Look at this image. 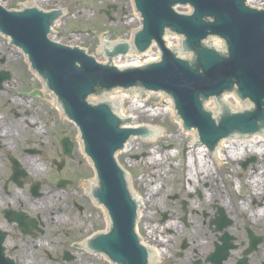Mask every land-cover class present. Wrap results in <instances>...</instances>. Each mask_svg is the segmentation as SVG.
<instances>
[{
	"label": "flooded vegetation",
	"instance_id": "flooded-vegetation-1",
	"mask_svg": "<svg viewBox=\"0 0 264 264\" xmlns=\"http://www.w3.org/2000/svg\"><path fill=\"white\" fill-rule=\"evenodd\" d=\"M98 1L105 10L90 6L93 0H0V264L137 259L121 253L116 263L107 252L110 222L95 196L94 163L57 97L38 77L32 81L26 49L9 24L31 9L57 12L59 21L92 16L70 31L95 37L103 17L117 23L125 12ZM226 143L202 159L190 153L180 160L178 193L165 196V209L144 213L152 214L146 223L154 230L142 235L148 264H264V152ZM181 151L186 156L187 144Z\"/></svg>",
	"mask_w": 264,
	"mask_h": 264
},
{
	"label": "water",
	"instance_id": "water-1",
	"mask_svg": "<svg viewBox=\"0 0 264 264\" xmlns=\"http://www.w3.org/2000/svg\"><path fill=\"white\" fill-rule=\"evenodd\" d=\"M249 1V0H248ZM141 27L133 40L137 53L155 42L160 60L118 69L111 62L103 64L78 47H69L47 38L53 19L39 12H27L23 21L10 20L27 47L32 68L46 81L81 131L85 149L94 159L100 186L95 196L105 204L111 227L106 239L107 252L120 262L121 253L138 256L148 264L145 249L134 232L140 203L128 190L126 173L118 165L115 152L122 150L132 135L148 136L143 127H126L130 117H120L112 102L89 103L90 95L107 96L116 88L160 91L171 96L184 129L197 127L200 140L212 147L223 137L250 136L264 131V9L252 8L245 0H134ZM251 3V2H250ZM264 6V0H252ZM252 4V5H253ZM190 5V14L178 13L174 6ZM177 10L189 12L190 7ZM12 14V13H10ZM15 14V13H14ZM17 20V19H16ZM20 25V29H18ZM183 51L190 58H180ZM18 34V38H19ZM225 42L226 50L217 38ZM212 40V41H211ZM170 48V49H168ZM126 42L103 48L107 58L126 55ZM178 49V50H172ZM142 52V53H141ZM187 56V55H186ZM234 92L239 99H249L248 110L233 112L221 96ZM214 97L221 107L217 118L203 107ZM140 256V257H139Z\"/></svg>",
	"mask_w": 264,
	"mask_h": 264
},
{
	"label": "rangeland",
	"instance_id": "rangeland-1",
	"mask_svg": "<svg viewBox=\"0 0 264 264\" xmlns=\"http://www.w3.org/2000/svg\"><path fill=\"white\" fill-rule=\"evenodd\" d=\"M107 1L115 2L125 9V12L120 14L122 21L119 20L120 22L118 21L117 23L109 22L106 17H103L105 25H101L100 28L96 30L97 32L95 37H93L91 33L70 31L75 24L80 26L82 24L92 22V16H84L83 18L79 17L78 19L77 17L75 18V16L70 19L63 18L58 27L55 28L51 38L62 43L78 45L92 54L99 61L108 62L109 60H107L104 57V54L100 52L101 41L98 39H101L105 31L108 30L107 33L110 32V35L107 37L110 41L117 42L118 39L123 41L129 40L131 33L133 34L134 30L140 26V18L138 17V12L132 7L131 0ZM105 4L106 2L104 4H100L98 0L90 2V6L94 8L99 6L104 10L106 8ZM88 13L89 15L91 14V12ZM65 26H67L66 29ZM86 28H93L92 24H89ZM115 31L118 32L117 36L115 35ZM151 52L159 54V50L156 46H152ZM142 57L143 56H141V58ZM115 59L117 58H112L110 60L114 61ZM31 76L32 81H34L36 76L32 73ZM162 95L164 94L157 92L148 93L145 91V95L142 96L140 94L138 98L140 101L139 104H141L142 107L136 106L133 103L132 98H126L122 101L123 113L127 116H132L134 118V124H146L152 128L154 127L156 129V134L158 135L154 140L133 137L129 142L131 144L129 145V149L123 153H119L115 157L122 168H126L129 172V187L131 191L134 194H138L140 197L145 195V212H156L157 209H165L167 204L165 196L167 194L178 193L180 189L179 175L181 176L179 161L181 158H184L181 150L184 145L193 140L190 134H187V131H183L182 126L177 123L176 114H172L168 110L164 109ZM95 99L97 98H92L93 101H95ZM225 100L231 103L232 106L235 105L230 98L227 97ZM216 107L217 106L215 105V109ZM115 112L119 114L118 111ZM243 150L248 154H251L248 148ZM144 152L147 154L148 152H151L152 157H147V154L139 159H135L133 157L134 155L140 156L141 153ZM146 215L141 218L140 221L142 223L139 228L142 234L148 236V233H152L154 230H150L148 224L146 223L147 218H150L152 214Z\"/></svg>",
	"mask_w": 264,
	"mask_h": 264
},
{
	"label": "bare ground",
	"instance_id": "bare-ground-1",
	"mask_svg": "<svg viewBox=\"0 0 264 264\" xmlns=\"http://www.w3.org/2000/svg\"><path fill=\"white\" fill-rule=\"evenodd\" d=\"M139 19V18H138ZM132 38V36H131ZM131 38L129 40H131ZM102 42H107V39L105 38H102L101 39ZM102 47V43L100 44V49ZM131 53L128 55V56H123V57H118L117 59H115L114 61H111L112 64L117 67L118 69H127L129 67H140L142 65H145V64H149L151 62H155V61H158L159 59V54L158 53H155V52H151L150 53H142V54H137L135 52V50H130ZM141 56H143L141 58ZM99 58V57H98ZM101 62H104V61H101ZM109 95L107 96V98L109 99V101L112 102V104L114 105L116 111H118L119 115L121 116H127L123 113V108H122V101L126 98H132V101L133 103L136 105V106H139V107H142L139 101V96H140V91L139 90H130V91H122L121 89L120 90H115V91H109L108 93ZM162 101L164 103V109L168 110L170 113L174 114L173 113V102H171V100L162 95ZM227 97H225L224 99H226ZM230 100H232L235 104H236V109L238 110V108L241 107L240 103L236 101V99L234 97L230 98ZM215 101L212 100V101H209L207 104H206V107L208 106L209 109L211 111H214L215 110ZM177 123L179 125H181L180 123V120L178 119L177 120ZM126 126L128 127H132V126H142V125H136L133 123H129L127 124ZM150 131H151V134H150V138H153V139H150V140H154L155 138H157L158 135H154V127L152 128L151 126L147 125L146 126ZM187 134H190V136L192 137V141H195L196 138H197V133H195L194 130H189ZM192 141L190 143H192ZM226 142H229L228 139H223L222 142H221V145H224V144H227ZM129 145H131L130 143H126L124 145V148L122 149V151H119L115 157L119 154V153H123L125 151H127L129 149ZM234 146H236V149H246L248 148L250 151L249 152H257V153H262L264 152V133H260V134H254L252 136H250V138L248 139H243V140H240L239 143L235 144V143H232L231 144V149H234ZM254 148V149H252ZM234 149V150H236ZM198 154H200V159L204 158V157H207L208 154L206 152V150L204 148H198ZM234 150H231V152L233 151V153H237V151H234ZM256 150V151H255ZM246 152V151H245ZM247 153V152H246ZM217 155V157H219L221 155L220 152H216L215 153ZM147 157L151 158V152H148L147 154ZM199 162H201V164L203 163L202 160H200ZM202 168V167H201ZM203 172H205V170H202ZM189 175L192 174L191 170H189L188 172ZM144 204H145V200H144ZM141 217V216H140Z\"/></svg>",
	"mask_w": 264,
	"mask_h": 264
}]
</instances>
